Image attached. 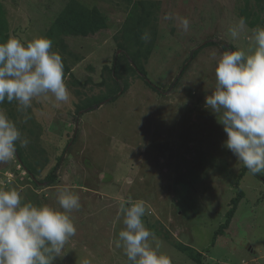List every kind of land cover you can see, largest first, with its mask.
I'll list each match as a JSON object with an SVG mask.
<instances>
[{
  "label": "rangeland",
  "instance_id": "rangeland-1",
  "mask_svg": "<svg viewBox=\"0 0 264 264\" xmlns=\"http://www.w3.org/2000/svg\"><path fill=\"white\" fill-rule=\"evenodd\" d=\"M68 1L0 0L7 38L44 36ZM76 1L95 9L105 26L91 35H55L60 44L53 42V49L70 72L64 71L70 100L34 98L26 112L15 101L0 104L29 140L26 148L17 145L21 159L15 154L0 162V188H16L23 201L53 207H58V187L80 197L81 208L71 213L77 232L53 264H81L84 258L92 264H130L115 246L124 227L121 207L129 198L145 202L143 219L155 234L150 242L173 264H264V172L260 177L245 172L244 196L223 233L215 234L225 222L243 164L223 146L219 117L205 107L222 46L227 51L229 44L252 46L251 29L264 27V0ZM169 14L187 17L188 31L176 19H166ZM240 17L247 28L234 42L228 29ZM145 31L150 41L141 39ZM207 40L215 44L191 58ZM115 51L118 75L111 78L105 66ZM140 71L156 89L146 85ZM102 79L105 85L99 84ZM110 91L118 95L115 103L76 111L88 98ZM60 155L56 183L47 186L41 179ZM21 161L33 166L34 180Z\"/></svg>",
  "mask_w": 264,
  "mask_h": 264
},
{
  "label": "clouds",
  "instance_id": "clouds-1",
  "mask_svg": "<svg viewBox=\"0 0 264 264\" xmlns=\"http://www.w3.org/2000/svg\"><path fill=\"white\" fill-rule=\"evenodd\" d=\"M186 32L187 17L169 14ZM247 28L240 17L228 29L238 42ZM145 42L151 35H141ZM251 47L224 51L216 61L215 87L205 96V107L217 118L226 133L223 146L253 175L264 172V27L251 29ZM64 80L61 54L53 41L37 35L23 40L10 35L0 41V104L15 101L18 110L27 111L34 98L54 97L57 103L70 100ZM29 140L6 111L0 108V162L14 159L17 145L27 147ZM58 207L23 201L16 188H0V264H53L77 228L71 215L81 208L80 197L67 187L57 189ZM124 227L115 246L122 248L130 264H173L171 257L150 242L155 234L146 226L143 200L129 198L121 207ZM81 264H92L88 258Z\"/></svg>",
  "mask_w": 264,
  "mask_h": 264
},
{
  "label": "trees",
  "instance_id": "trees-1",
  "mask_svg": "<svg viewBox=\"0 0 264 264\" xmlns=\"http://www.w3.org/2000/svg\"><path fill=\"white\" fill-rule=\"evenodd\" d=\"M77 9V10H76ZM105 26V22L103 21L102 16L99 15V13L95 9H87L85 6L80 4V2L76 0H69L65 6L63 7L62 10L55 16L54 20L51 22L50 26L46 29L44 36H47L50 38L55 44H60V40L56 39L55 35H61L63 33H69V34H83V35H91L94 33L99 28H102ZM7 19L4 15L3 10L1 9L0 6V41L6 40L7 38ZM124 38V37H120ZM118 41L117 45L118 47L122 46V43H119ZM215 44L213 40H207L201 44L198 48H195L190 52V57H194L198 50L206 45H212ZM230 47V50H236V48L232 45H228ZM225 51H227V48L225 46H222ZM55 50V49H53ZM119 57V53L117 51L114 52L113 59L111 61L110 66H105L107 67L106 69L108 72L111 73V78H115L118 75V62L117 59ZM64 63V62H63ZM186 63L185 66L181 67L179 70L180 73L184 72V69L186 68ZM64 71L69 72V68L64 64ZM70 73V72H69ZM140 74L142 75L141 77L143 78L144 82L146 85H148L151 89H156V86L152 84V81L147 80V76L144 71H140ZM178 79V76L176 77ZM106 80L102 79L99 84L105 85ZM112 91H110L108 94L104 95L103 97H91L86 100V102L79 106L77 105L76 111H78L80 108H85L87 112H91L93 109L96 107H99V103L102 101H107L106 103H115L117 96L116 94H110ZM96 106V107H95ZM70 140H72V136L70 137ZM16 155L21 159V151L20 148L17 146L16 150ZM61 160L62 156H58L57 160L51 169L46 172L44 175L42 182H45L47 186L49 185H54L56 183V179L58 178L57 171L61 165ZM22 166L25 167V171L27 172V175L31 177V179L34 180V178L31 176L30 173L34 172L33 166L30 167V163H27L26 161H21ZM30 164V165H29ZM38 164V162L36 163ZM248 170L242 166L240 173L238 175V178L235 181V188L237 190L236 194L231 198V206L227 209L226 211V217H225V222L219 225V229L215 232L221 233L224 228H226L230 222V219L233 217L236 209H237V204H239V201L241 198L244 196L243 191L240 187V179L242 176L247 172ZM257 177H260L259 174H255ZM218 233V234H219ZM223 233V232H222ZM216 236V235H215ZM196 256L197 262L200 263V254L193 255Z\"/></svg>",
  "mask_w": 264,
  "mask_h": 264
}]
</instances>
